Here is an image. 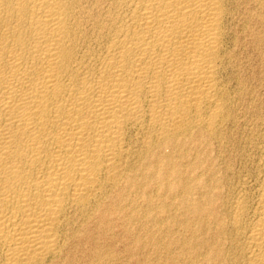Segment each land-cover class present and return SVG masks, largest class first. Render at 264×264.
I'll list each match as a JSON object with an SVG mask.
<instances>
[{
	"label": "bare ground",
	"instance_id": "obj_1",
	"mask_svg": "<svg viewBox=\"0 0 264 264\" xmlns=\"http://www.w3.org/2000/svg\"><path fill=\"white\" fill-rule=\"evenodd\" d=\"M252 79L264 0H0V264H264Z\"/></svg>",
	"mask_w": 264,
	"mask_h": 264
},
{
	"label": "rangeland",
	"instance_id": "obj_2",
	"mask_svg": "<svg viewBox=\"0 0 264 264\" xmlns=\"http://www.w3.org/2000/svg\"><path fill=\"white\" fill-rule=\"evenodd\" d=\"M259 81H257L256 79H252V81H251V87H255L254 89H255V94H254V96H250V97H248V95H247V104H246V102H245V104L244 105H241V107H240V112L241 113H244V117L246 118H242L241 119V121L243 120V122H244V119L247 121L246 123H247V127L246 126H244L243 125V127H245L246 128V130L247 129H250L252 126V121L254 122L255 120V117H253V113H251L252 111H251V108L255 105V106H257V104L259 105V104H263V102H264V88H262L260 85H259V83H258ZM249 87V86H248ZM261 93V94H260ZM258 97V98H257ZM250 98V99H249ZM254 98V99H253ZM253 100V101H252ZM256 102V103H255ZM253 103V104H252ZM255 103V104H254ZM247 105H248V108H247ZM244 106H245V108H244ZM254 106V107H255ZM247 109V110H246ZM244 110V111H243ZM246 111H247V113H246ZM251 111V112H250ZM246 113V114H245ZM251 113V114H250ZM249 114V115H248ZM249 116V118H247V116ZM240 123H242V122H240ZM249 126H251L250 128H249ZM246 133V132H245ZM234 136V138H230L229 140L230 141H227L226 143H228V144H224V147L226 148H224L223 146L221 147V149L220 148H218L217 146H215L214 144H208L207 145V149H205L207 152H208V154L209 155H211L212 157H216V155H217V152H221V155H223V156H225V155H227L228 154V152L230 153V154H228V155H231V156H233V154L235 153V150H234V148H233V146L234 145H232V142L231 141H235L236 143H237V141L239 140V137H237V136H235V135H233ZM231 142V143H230ZM232 145V146H231ZM233 149V150H232ZM201 150H204L203 148L201 149ZM228 150V151H227ZM212 151V152H211ZM234 151V152H233ZM216 152V153H215ZM220 162V161H219ZM221 163V162H220ZM131 233H134V235L136 234L137 236H141L143 239V241L146 243L147 241H149V237H150V235L153 233V232H131ZM166 234V233H165ZM164 233L163 234H158V236L160 237L161 236V242H162V244H163V242L165 241V243H167V241L168 240H170V239H172V240H174V239H176V238H181V234H182V232H172L171 234H170V237H168L167 235H165ZM129 235H127V233L126 232H124L123 233V238H126V237H128ZM144 244V243H143ZM127 245H129V246H131V247H134V244H133V241H131V237H129L128 238V240H127ZM144 248V247H143ZM141 248V250L140 251H138V252H144V253H146V255H148V257H150V258H152V259H154V258H159V257H161L162 258V260H161V263L163 264V263H165V259H166V257H165V254L164 253H166V252H154L153 250H152V247H151V245L149 244V246H146V248ZM179 251V249L178 248H174V249H172V251H171V253H177ZM180 264V261L177 259V264ZM123 264H126V262H124Z\"/></svg>",
	"mask_w": 264,
	"mask_h": 264
}]
</instances>
